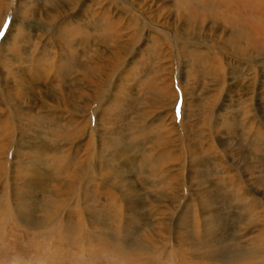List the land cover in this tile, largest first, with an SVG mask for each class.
I'll return each instance as SVG.
<instances>
[{"label":"rangeland","instance_id":"1","mask_svg":"<svg viewBox=\"0 0 264 264\" xmlns=\"http://www.w3.org/2000/svg\"><path fill=\"white\" fill-rule=\"evenodd\" d=\"M0 31V264H264V0H0Z\"/></svg>","mask_w":264,"mask_h":264},{"label":"bare ground","instance_id":"2","mask_svg":"<svg viewBox=\"0 0 264 264\" xmlns=\"http://www.w3.org/2000/svg\"><path fill=\"white\" fill-rule=\"evenodd\" d=\"M256 243H257V245L256 246H258V243H259V240L256 238ZM258 247H260V246H258Z\"/></svg>","mask_w":264,"mask_h":264},{"label":"snow or ice","instance_id":"3","mask_svg":"<svg viewBox=\"0 0 264 264\" xmlns=\"http://www.w3.org/2000/svg\"><path fill=\"white\" fill-rule=\"evenodd\" d=\"M4 33L2 31H0V36H2Z\"/></svg>","mask_w":264,"mask_h":264}]
</instances>
